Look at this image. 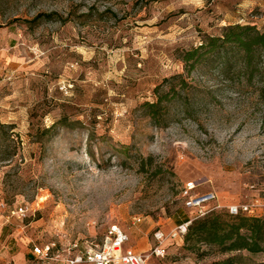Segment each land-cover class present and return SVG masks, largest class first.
Wrapping results in <instances>:
<instances>
[{
	"label": "rangeland",
	"instance_id": "rangeland-1",
	"mask_svg": "<svg viewBox=\"0 0 264 264\" xmlns=\"http://www.w3.org/2000/svg\"><path fill=\"white\" fill-rule=\"evenodd\" d=\"M237 24L263 32L264 0H0V264H34V245L100 244L114 225L149 253L155 233L201 217L190 182L215 195L209 213L264 198L259 78L223 73L218 56L182 61ZM156 95L161 126L143 106ZM165 247L151 264L226 257Z\"/></svg>",
	"mask_w": 264,
	"mask_h": 264
},
{
	"label": "trees",
	"instance_id": "trees-1",
	"mask_svg": "<svg viewBox=\"0 0 264 264\" xmlns=\"http://www.w3.org/2000/svg\"><path fill=\"white\" fill-rule=\"evenodd\" d=\"M53 16L55 13L39 14L26 23L39 25L44 19L51 20ZM216 56L221 59L223 73L228 74L236 68L247 83L259 78V94L264 97V31L251 25L227 26L221 35L209 36L197 48L185 52L182 61L191 71ZM164 101H168V98L156 95L155 101L143 105L157 126H161L160 110ZM183 242L184 249L188 251L198 252L200 246L206 245L226 255L224 259L210 264H247L245 261L249 257L264 254V217L231 216L228 212L213 211L191 222ZM254 264H264V261Z\"/></svg>",
	"mask_w": 264,
	"mask_h": 264
},
{
	"label": "built area",
	"instance_id": "built-area-1",
	"mask_svg": "<svg viewBox=\"0 0 264 264\" xmlns=\"http://www.w3.org/2000/svg\"><path fill=\"white\" fill-rule=\"evenodd\" d=\"M195 189L196 185L190 182L186 185L183 194L187 198V207L196 209L202 217L209 213V211H203L205 204L212 202L216 197L213 193L193 196L191 193ZM31 211L32 208L29 205H19L11 211V216L23 219ZM227 212L231 216L264 217V198L232 204L227 207ZM190 224L191 221L183 222L167 235L163 232L155 233L156 245L149 253H139L131 247H125L130 238L122 228L114 225L109 227L100 244L88 241L68 245L50 242L45 245H34L30 254L34 264H151V259L165 257L167 239L183 243Z\"/></svg>",
	"mask_w": 264,
	"mask_h": 264
},
{
	"label": "crops",
	"instance_id": "crops-1",
	"mask_svg": "<svg viewBox=\"0 0 264 264\" xmlns=\"http://www.w3.org/2000/svg\"><path fill=\"white\" fill-rule=\"evenodd\" d=\"M132 248V247H131ZM133 250H135L136 252H139V251H137L136 249H134V248H132ZM140 253V252H139Z\"/></svg>",
	"mask_w": 264,
	"mask_h": 264
}]
</instances>
